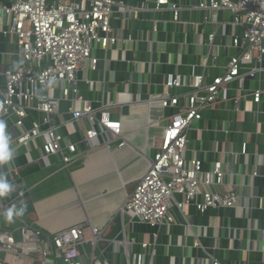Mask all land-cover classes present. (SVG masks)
I'll return each instance as SVG.
<instances>
[{
	"label": "crops",
	"instance_id": "1",
	"mask_svg": "<svg viewBox=\"0 0 264 264\" xmlns=\"http://www.w3.org/2000/svg\"><path fill=\"white\" fill-rule=\"evenodd\" d=\"M114 1L117 6L110 25L116 40L107 48L93 49L96 68L79 72L78 89L97 115L120 121L125 144L119 147L115 141L107 147L103 136L84 140L85 121H69L70 109L78 104L61 100L52 123L66 141L78 144L81 153L71 165L63 166L57 155L43 156L41 139L29 149L18 146L14 118H9L7 132L14 155L10 162L0 164V175L11 182L24 166L20 181L31 213L30 218L14 215L10 221L6 211L0 213V231L12 232L19 239L18 217L44 234L83 224L80 256L88 257L94 251L109 264H211L214 260L218 264H264V56L261 63L242 61L240 75L187 130L185 158L200 159L203 170L221 162L224 178L218 188L236 192L239 205L200 213L190 203L179 211L174 209L175 222L167 226L129 223L120 209L149 168L174 111L157 102L165 80L180 76L183 84L168 91L183 100L190 91L192 73L221 75L230 57L241 51L231 41L242 33V27L233 24L229 9L199 7L209 0H167L159 9L156 0ZM123 8L131 10L122 16L119 10ZM1 19L5 27L7 17ZM18 65L16 37L0 32V99L3 72ZM253 68L255 75L248 77L246 73ZM82 78L93 80V88ZM253 90L260 91L258 103L248 94ZM49 92L53 98L60 97L58 87ZM236 100L239 109H235ZM41 117L38 113L27 117L25 127ZM175 198L181 200L179 194ZM4 201L0 196V204ZM89 225L101 230L94 250ZM42 247L49 249L44 263L39 259ZM13 260L0 245V264ZM17 264L65 263L50 240L40 235L36 250L19 258Z\"/></svg>",
	"mask_w": 264,
	"mask_h": 264
},
{
	"label": "built area",
	"instance_id": "2",
	"mask_svg": "<svg viewBox=\"0 0 264 264\" xmlns=\"http://www.w3.org/2000/svg\"><path fill=\"white\" fill-rule=\"evenodd\" d=\"M166 4L167 0L155 1L157 9ZM116 6L114 0H0V32L16 37L19 62L15 70L3 72L5 84L0 99V120L7 124L9 118H14V139L18 146L29 149L31 143L41 139L43 156L57 155L63 166L78 159L81 154L78 144L66 141L52 123L53 116L58 115L57 106L61 100L78 104L70 109L69 121H85L84 140L103 136V144L107 147L115 141L119 147L125 144L120 121L111 120L103 113L97 115L78 89L79 72L96 68L98 59L92 54L93 49L96 46L107 48L116 40L111 35L110 25ZM199 7L214 11L226 8L232 12L233 24L241 26L242 33L234 35L231 45L241 51L230 57L221 75L210 77L206 72L192 73L190 91L183 100L168 91L183 84L180 76L170 75L165 80L157 102L162 108L170 107L174 111L165 124L161 144L154 152L149 168L120 209L129 223L167 226L175 222L173 210L179 211L190 203L200 213L208 208L239 205L240 196L236 192H222L218 188L224 178L221 162H215L210 170H203L200 159L188 160L184 153L191 122L199 120L205 109L217 103L226 85L240 75V63L247 60L261 63L264 56V0H209L208 5L201 3ZM129 10L131 8H123L119 12L124 16ZM172 10L176 20L178 11L175 7ZM3 16L7 17L5 27ZM255 73L253 68L246 75L253 77ZM83 80L93 88V80ZM53 87L59 88L60 97L50 95ZM248 94L252 102H259V90ZM236 108L239 109L238 100ZM34 113L41 114V119H35L29 128L25 127L24 120ZM175 194H179L181 200H176ZM7 210L8 203L4 201L0 204V213ZM18 219L21 222L19 239L12 232L0 231V245L14 256L12 264H17L19 258H26L29 251L36 250L40 235L50 240L51 248L65 264H109L94 251L88 257L80 256L79 247L85 233L83 224L44 234L40 229L30 228L23 218ZM89 229V241L94 250L101 230L92 225ZM48 253L46 247L39 250L41 263L45 262ZM211 264L218 263L214 260Z\"/></svg>",
	"mask_w": 264,
	"mask_h": 264
},
{
	"label": "clouds",
	"instance_id": "3",
	"mask_svg": "<svg viewBox=\"0 0 264 264\" xmlns=\"http://www.w3.org/2000/svg\"><path fill=\"white\" fill-rule=\"evenodd\" d=\"M14 150L10 147V137L7 132V124L4 120H0V164L10 162L13 159ZM13 191L12 184L3 176L0 175V196H5ZM25 211V207L15 206L9 208L4 215L10 221L12 217L21 216Z\"/></svg>",
	"mask_w": 264,
	"mask_h": 264
},
{
	"label": "trees",
	"instance_id": "4",
	"mask_svg": "<svg viewBox=\"0 0 264 264\" xmlns=\"http://www.w3.org/2000/svg\"><path fill=\"white\" fill-rule=\"evenodd\" d=\"M24 166H21L18 169V173L16 177L10 182L13 186V191L5 195V200L8 203V208H11L15 206L16 208H20L21 206L25 207V211L23 215H21L24 218H30L31 211L29 210V203L27 196L24 194V188L21 183V177L23 173Z\"/></svg>",
	"mask_w": 264,
	"mask_h": 264
}]
</instances>
